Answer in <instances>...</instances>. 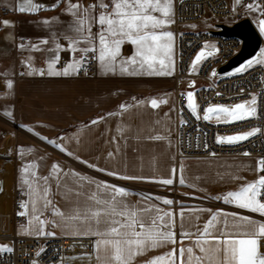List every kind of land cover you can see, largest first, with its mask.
<instances>
[{"label":"snow or ice","instance_id":"snow-or-ice-1","mask_svg":"<svg viewBox=\"0 0 264 264\" xmlns=\"http://www.w3.org/2000/svg\"><path fill=\"white\" fill-rule=\"evenodd\" d=\"M60 2L61 0H56L52 8L57 7ZM241 2L242 0H234V11L235 6ZM245 7L249 12L256 11L264 17V6H261L257 0H252ZM44 8V5L35 4L33 0H25V4H21L16 10L21 13H34ZM64 12L73 18L69 25V30L73 35L64 37L67 41V48L56 43V55L48 63L47 71L32 69L27 73L28 75L34 73L41 76L45 74L48 76L79 75L80 69L91 60L99 64L104 75H115L117 69L120 75L129 76H170L173 74L174 34L168 30L175 23L173 0H107V2L96 0L95 3L87 5L81 3L80 0L76 3L67 0ZM3 23L5 26L11 24L10 21H3ZM43 23L49 24L50 21L44 20ZM258 25L261 34H264V18L259 19ZM94 27L97 29L95 32H93ZM48 42V40H42L40 43L48 44ZM126 43L133 46L132 54L127 57L122 53L123 45ZM21 47L23 48L24 45ZM209 47L213 51L201 50L196 55L192 61L193 71L202 61L219 51L215 45H204L205 49ZM33 48L39 50L36 45H33ZM65 50L73 54V59L61 70H57L55 66L60 61L59 52ZM77 53L78 58L75 57ZM261 57L249 60L235 72L243 73L255 65L264 66V49L261 50ZM232 74L234 73L228 75ZM217 75L215 70L211 72V76L216 77ZM6 86L11 89L12 81H7ZM192 86L194 82L190 85ZM194 96L195 94L191 91L187 93V107L197 119H201ZM144 103V101H138V104ZM165 103L167 100L164 99L153 98L149 101L152 109H157ZM256 104L257 98L253 95L250 101L232 106L209 105L203 110L202 119L208 122L215 120L217 123L224 124L252 119L257 117ZM119 107L120 113H109L108 115H121L131 106L121 104ZM5 115L11 116V113L5 112ZM104 119L105 117H99L90 123L96 125ZM181 123L183 125L186 121L182 120ZM117 130L123 131L120 128ZM28 131L31 132L32 129L29 128ZM259 133H261V128L253 127L249 131L235 135H218L216 143L234 145L249 140ZM147 138L150 140L164 139L159 135ZM40 139L53 145L67 156L108 176L128 181L150 179L143 176L122 175L115 171L98 168L94 164L81 160L63 143L47 137H40ZM59 139L63 141L66 138L60 137ZM115 141L116 138L113 137V142ZM20 153H24L23 148L20 149ZM108 155L112 157L113 153L109 152ZM243 155L248 156L250 153L244 152ZM35 167V164H27L21 169L22 184L28 188L29 200L20 202L22 210L17 215L30 216L29 224L32 225L35 222L39 226L36 234L53 236L54 233L44 231V225L49 221L41 218L44 212L51 207L52 214L60 218L59 222L51 221L55 226L68 228L73 235L95 238L93 251L87 255L90 262L94 260L95 264H135L138 257L147 256L151 251L171 245L169 251L152 256L144 260L142 264H264V252H261V242L264 241V220H257L237 212H226L223 209L216 211L193 209V212L208 211L210 217L203 226L192 224L191 227L195 228V231H191L185 226L186 218L183 207L179 213H176L171 210L164 211L152 203L153 200H159L165 205H172L174 201L170 199L133 193L126 187L98 181L74 170L65 172L58 163H53L51 175L56 179V187L57 189L63 188L65 199L72 204L70 210L64 212L49 199L50 177L38 176L34 171ZM175 171L172 169L173 174ZM254 171L258 176L254 181H246L240 175H231L233 181L244 180L245 182L239 186L238 190L229 191L213 199L222 200L225 204L264 217V175H260L264 173V157L257 160ZM65 176L72 180L75 188L69 187L67 183H61ZM151 182L171 185L173 179H152ZM179 182L183 185L185 180L181 177ZM86 187L87 191H85ZM2 190L0 186V191ZM134 195L139 197L137 201L129 202L128 198ZM73 196L76 197L75 201L71 199ZM177 217L181 229L179 240H177L176 233ZM195 219L198 220L199 216ZM186 240L191 243L185 244ZM13 251V247L9 245H0V253H12ZM42 251L43 249L35 255L39 257ZM32 264H37V261L33 260Z\"/></svg>","mask_w":264,"mask_h":264},{"label":"crops","instance_id":"crops-1","mask_svg":"<svg viewBox=\"0 0 264 264\" xmlns=\"http://www.w3.org/2000/svg\"><path fill=\"white\" fill-rule=\"evenodd\" d=\"M72 2L76 3L77 0ZM80 2L87 5L95 3L96 0H80ZM33 3L44 5L45 8L34 13H21L16 9L21 4H25V0H0V10L3 7L10 10V12H0V150L2 152L14 156L13 158L20 162L22 167L35 164V169H48L52 168L53 163H58L63 170L73 169L77 172L76 169H87L88 165L77 159L73 158V163L69 164L67 160L52 155V153L60 154L61 151L40 139V137H47L63 143L68 150L74 151L88 164H94L108 171L155 180L168 178L174 180L177 177L180 181L182 177L185 180L184 185L196 193L188 195V198L202 200L197 205L192 204L184 208L185 226L191 231H195V228L191 227L192 224L203 226L210 217L208 211L193 212V209H211L212 211L223 209L212 205V202L219 201L213 197L238 190L239 186L245 182L244 180L233 181L231 175H240L246 181H254L258 178L254 171L257 159L251 154L248 156L243 153L210 154L176 160L177 118L175 94L172 90L173 82L171 87H162L159 76L146 79L144 75H120L118 69L115 75H104L99 64L95 72L88 76H48L47 74L41 76L35 73L28 75L27 73L32 69H44L46 72L48 63L56 55V43L67 48L64 37L73 35L69 30L73 18L64 12L67 0H61L54 9L52 5L56 3V0H33ZM173 8L175 10L174 0ZM259 19L256 18V20ZM44 20H49L50 23L44 24ZM3 21H10L11 24L5 26ZM254 23L259 30L258 22ZM95 31L97 29L94 27L93 32ZM261 35L264 44V34ZM42 40L49 42L41 44ZM175 44L176 38L174 59ZM21 45L24 47L22 48ZM33 45L38 46L39 50L33 48ZM132 52V45L127 43L123 45L122 53L125 57ZM59 55L68 56L70 61L73 59V54L66 50L60 51ZM75 57L78 58L79 54H75ZM42 64L45 66L42 67ZM55 67L57 70L62 69L58 67V63ZM20 71L25 72V75L19 77L17 73ZM9 80L12 81L11 89L6 86ZM153 98L167 100V103L152 109L149 101ZM138 101L145 103L141 105ZM121 104L131 107L121 115H108L120 113ZM5 112H10L11 116L5 115ZM99 117H105V119L96 125L90 123ZM18 127L19 134H15L14 130ZM29 128L32 129L31 132L28 131ZM118 128L123 131H118ZM156 135L164 139L147 138ZM60 137L66 139L61 141ZM113 137L116 138L115 142ZM21 148L24 149L23 154L20 153ZM109 152L113 153L112 157H109ZM5 168L8 167L5 166ZM172 169L176 170L174 174ZM78 173L127 189L128 182L144 181L120 180L108 175L100 180L87 175L86 172L78 171ZM61 183L76 187L66 176ZM133 193L143 194L138 191ZM138 198L134 195L128 200L135 203ZM71 199L75 201L76 197L73 196ZM55 206L64 212H68L72 207L69 200L64 197L63 188L56 187ZM160 208L164 211L170 210ZM223 210L264 220V217H257L253 213ZM52 216L53 221L59 222V217ZM196 216H199L198 220L195 219ZM26 219V223L20 227V232L36 234L39 226L35 222L32 225L29 224L30 216H26ZM179 225L178 218L177 240L180 239ZM54 230L57 234L66 236L67 256H70L72 264H95L94 260L90 262L87 258V255L93 251L94 237L73 235L70 229L55 225ZM189 243L191 241H185V244ZM171 247L169 245L151 251L147 256L138 257L135 264H142L144 260L161 255L169 251ZM261 252H264V241L261 242Z\"/></svg>","mask_w":264,"mask_h":264},{"label":"built area","instance_id":"built-area-1","mask_svg":"<svg viewBox=\"0 0 264 264\" xmlns=\"http://www.w3.org/2000/svg\"><path fill=\"white\" fill-rule=\"evenodd\" d=\"M174 20L170 26L176 38L175 66L173 72V92L175 94L176 127V160L190 156L241 154L249 152L257 160L264 157V66L255 65L243 72L228 75L230 71L211 76L213 69L226 63L242 46V39L237 36H224L213 33L218 29L217 23H233L249 17L253 22L263 18L258 12H249L245 5L252 0H242L233 10L234 0H174ZM264 6V0H257ZM1 13L10 12L6 7ZM195 25V27H192ZM24 42L25 40H21ZM205 44H213L219 50L214 56L208 57L193 71L192 61L197 50ZM264 49V44L259 50ZM258 52V51H257ZM258 58L261 57V52ZM70 60L61 55L58 67L63 68ZM98 63L91 60L80 69V76L93 74ZM45 64H42L44 67ZM19 77L25 72L17 73ZM195 81V99L198 106L197 119L187 107L189 82ZM219 93V95H218ZM257 98V117L234 123L208 122L202 119L203 110L211 104H229L250 101L252 96ZM186 121L182 125L181 121ZM261 128V133L249 140L234 144L221 145L216 143L220 134L233 135L237 132ZM264 175V173H260ZM23 188H16L12 208L0 212V245L13 247L12 253H0V264H67L66 236L53 235L39 237L24 234L19 227L26 223V216L17 215L22 209L20 202L26 200ZM40 256L35 255L40 251Z\"/></svg>","mask_w":264,"mask_h":264},{"label":"rangeland","instance_id":"rangeland-1","mask_svg":"<svg viewBox=\"0 0 264 264\" xmlns=\"http://www.w3.org/2000/svg\"><path fill=\"white\" fill-rule=\"evenodd\" d=\"M260 19H262V18H260ZM258 21L259 20L254 19V22L257 23ZM168 30H170V28ZM174 42H175V38L173 41V59H174ZM208 45H213V44H208ZM201 50H204L205 52L213 51V49L211 47L205 49L204 45H203L202 47H200L197 50V52L194 56V59H195L196 55ZM260 52H261V50H258V52L253 57L245 60L244 62H242L241 64H239L238 66H236L232 70H230V73H236L235 70L237 68L241 67L242 65H245L249 60L257 59L260 55ZM199 65H197L196 68ZM174 66H175V62H174ZM213 70H215V69H213ZM144 76L146 79L149 77H152V76H148V75H144ZM154 77H156V76H154ZM159 77H160V83H161L162 87H164V86L171 87V84L173 82V74L170 76H159ZM193 82H194V86H195V81H190L188 92L191 91L195 94L194 86L190 87V85L193 84ZM172 90H173V87H172ZM194 98H195V96H194ZM195 101H196V99H195ZM237 103H244V102H237ZM237 103H235V104H237ZM223 105L230 106L229 104H223ZM14 131L16 132L15 134H17V133L19 134L20 128L18 127V129L14 130ZM245 131H249V130H245ZM245 131L237 132L236 134L242 133ZM219 136H228V135L220 134ZM51 146L54 149H57L53 145H51ZM52 155H54L57 158L67 160L69 164H72L73 163L72 161L74 160L73 157L67 156L64 152H60V154L52 153ZM13 157L14 156H9V154L2 152L0 150V186H2V189H3L2 191H0V212L7 211V210L12 208V203H13V199H14V191L18 187L23 188L25 190L26 196H27L25 201L29 200L28 195H27L28 188L26 185L22 184V179H21V177L23 175V173L21 172V169L23 168L22 164L20 162L18 163L17 160ZM5 166H7L9 169L8 168L6 169ZM68 170H73V169H65L64 171L67 172ZM34 171H36L37 175L40 177H44V176L50 177L49 182H48L50 187H51L49 199H51L53 201V204L55 205V202H56V184H55L56 179H55V177H53L51 175V168L34 169ZM76 171L77 172L78 171L86 172L87 175H90L92 177H96L97 179H100V180H103L105 177H107V175L105 173L96 171L94 168H88L87 167V169H85V170L76 169ZM151 180L152 179H146L143 182L139 181L138 183H132V182L129 183L128 182V184H126V185L128 186V190L131 192L138 191V192L143 193L145 195L150 194L154 197L158 196V197H162V198L170 199V200L174 201V203L172 205H165L162 203V201H159V200H153L152 203L159 205L162 208L170 209L176 213H179L182 207L186 208L192 204L197 205V204L201 203V201H202L201 199L190 200V198H188L189 197L188 195H190V194L194 195L196 193L193 192L191 189H188L186 185L180 184L177 177L173 180V184H171V185H163L160 183L151 182ZM42 184H43V182L41 181V185ZM212 205H214L215 208H223V209H227V210H234V211H239V212H244V213L246 212L245 210L238 209V208L234 207L233 205L225 204V203H223L222 200L212 202ZM246 213H249V212H246ZM52 215H53L52 209L50 207L49 209H47L44 212V215L41 217L42 219H46L47 221H49L48 223H46L44 225V231L45 232H52L55 235H60V234H57L54 230V224L51 222V221H53ZM257 217H258V215H257ZM261 218H263V217H261ZM177 220H178V217H177ZM20 227H19V230H20ZM31 235H37L39 237H44V238L49 237L47 235H38V234H31ZM67 250H68V247H67ZM67 264H72V261L70 260V256H68Z\"/></svg>","mask_w":264,"mask_h":264},{"label":"water","instance_id":"water-1","mask_svg":"<svg viewBox=\"0 0 264 264\" xmlns=\"http://www.w3.org/2000/svg\"><path fill=\"white\" fill-rule=\"evenodd\" d=\"M218 29L211 30L213 33L224 36H237L242 39L240 50L226 63L220 65L216 72L226 73L238 66L245 60L253 57L263 45V37L255 23L249 18L237 20L233 23H217Z\"/></svg>","mask_w":264,"mask_h":264},{"label":"bare ground","instance_id":"bare-ground-1","mask_svg":"<svg viewBox=\"0 0 264 264\" xmlns=\"http://www.w3.org/2000/svg\"><path fill=\"white\" fill-rule=\"evenodd\" d=\"M65 240H66V238H65ZM66 244H67V240H66ZM66 248H67V246H66ZM67 259H68V256H67Z\"/></svg>","mask_w":264,"mask_h":264}]
</instances>
